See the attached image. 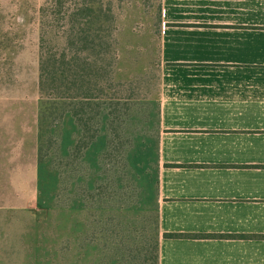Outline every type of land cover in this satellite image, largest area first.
I'll use <instances>...</instances> for the list:
<instances>
[{
  "label": "rangeland",
  "instance_id": "1",
  "mask_svg": "<svg viewBox=\"0 0 264 264\" xmlns=\"http://www.w3.org/2000/svg\"><path fill=\"white\" fill-rule=\"evenodd\" d=\"M42 1L0 0V264H156L161 0H80L111 12L76 99L39 97Z\"/></svg>",
  "mask_w": 264,
  "mask_h": 264
},
{
  "label": "crops",
  "instance_id": "2",
  "mask_svg": "<svg viewBox=\"0 0 264 264\" xmlns=\"http://www.w3.org/2000/svg\"><path fill=\"white\" fill-rule=\"evenodd\" d=\"M160 58L158 264H264V0H161Z\"/></svg>",
  "mask_w": 264,
  "mask_h": 264
},
{
  "label": "trees",
  "instance_id": "3",
  "mask_svg": "<svg viewBox=\"0 0 264 264\" xmlns=\"http://www.w3.org/2000/svg\"><path fill=\"white\" fill-rule=\"evenodd\" d=\"M110 8L91 3H82L80 0H43L38 10L39 28V74L38 92L39 97L54 96L57 98L79 97L78 81L80 78L79 56L87 48L97 45L95 51L100 54V63L105 58L102 45L107 49V41L104 39L109 33ZM56 30V34L65 37L64 45L49 46L47 33ZM161 38V36H160ZM96 39L99 43L94 45ZM101 70L105 65H99ZM103 72V71H102ZM101 72V73H102ZM95 70H88V92L86 95L92 97L91 76ZM77 116V112L73 111ZM171 166L170 164H165ZM158 224V212H157ZM159 227V226H158ZM164 237H176L179 234L162 233ZM159 245V243H158ZM156 264H158V246Z\"/></svg>",
  "mask_w": 264,
  "mask_h": 264
}]
</instances>
